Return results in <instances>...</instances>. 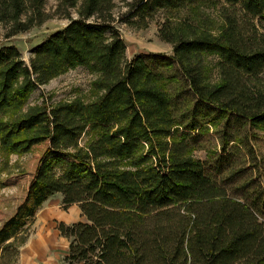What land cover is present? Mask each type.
I'll return each instance as SVG.
<instances>
[{
  "label": "trees",
  "instance_id": "obj_1",
  "mask_svg": "<svg viewBox=\"0 0 264 264\" xmlns=\"http://www.w3.org/2000/svg\"><path fill=\"white\" fill-rule=\"evenodd\" d=\"M116 1L139 29L161 14L173 54L127 61ZM45 3L0 0L4 39L51 18ZM53 15L66 26L29 64L0 46V264H19L58 193L85 219L57 224L65 264H264V0H58ZM75 67L95 75L91 100L29 101Z\"/></svg>",
  "mask_w": 264,
  "mask_h": 264
},
{
  "label": "rangeland",
  "instance_id": "obj_2",
  "mask_svg": "<svg viewBox=\"0 0 264 264\" xmlns=\"http://www.w3.org/2000/svg\"><path fill=\"white\" fill-rule=\"evenodd\" d=\"M57 2L58 0H46L45 11L52 17L38 26L23 31V33L4 39L3 34L5 30L0 26V46L15 44L19 48L24 62L29 64L33 47L38 45V43L56 29L66 26L67 19L53 15ZM112 9L115 18L112 24L126 41L125 58L127 61L137 54L162 53L166 56L173 54L171 45L163 42L157 34L161 14H157L148 27L139 29L134 24L123 19L124 16L122 15L128 10L125 3L116 1ZM71 11L72 17H77L75 10L72 9ZM207 12L215 20L217 19V12L215 10L208 9ZM215 59L213 56L210 57L212 62ZM215 74L216 71H214V76ZM261 76L264 78V71ZM94 78L95 75L85 67L70 68L69 71L54 77V79L45 84H41L32 93L29 101L32 104L46 102L48 105H54L58 101H70L76 97L89 101L92 99L90 83ZM201 139L207 141V146L217 147L219 145L216 131L213 128L206 135L201 136ZM205 153L206 149H197L193 152L194 156L201 160H206L207 156ZM30 157V153L22 156L12 154L9 156L8 162H10V166L17 163V161H19V164H23ZM260 182L264 184L263 177L260 178ZM13 190L14 188H5L1 189L0 192L11 194ZM60 212L67 215L66 220H70V218L73 219L71 215L74 216L76 213H79V208L76 204L63 205L60 193L50 196L35 215V223L29 239L20 249L19 264H65L63 262L64 254H62V248L65 247L66 241L59 235L56 228L58 222L61 220L58 216Z\"/></svg>",
  "mask_w": 264,
  "mask_h": 264
},
{
  "label": "crops",
  "instance_id": "obj_3",
  "mask_svg": "<svg viewBox=\"0 0 264 264\" xmlns=\"http://www.w3.org/2000/svg\"><path fill=\"white\" fill-rule=\"evenodd\" d=\"M62 196V195H61ZM73 204H75V203H73ZM72 204V205H73ZM78 206V205H77ZM78 208H79V206H78ZM58 216H59V218L61 219L60 221H63V222H65V223H74V222H76V221H79V220H85L84 219V217L83 216H81V213H80V209H79V213H76V215H71V217L73 218V219H71L70 218V220H66L67 219V215L66 214H62L61 212L58 214ZM58 231V230H57ZM59 233V232H58ZM63 237V236H62ZM64 239H65V241H66V244H65V247L64 248H62L63 249V251H62V254H66V252H67V247H68V240H67V238H65V237H63Z\"/></svg>",
  "mask_w": 264,
  "mask_h": 264
}]
</instances>
